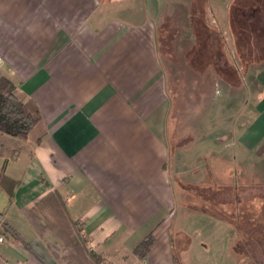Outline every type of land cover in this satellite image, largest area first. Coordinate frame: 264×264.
Returning a JSON list of instances; mask_svg holds the SVG:
<instances>
[{
  "label": "crops",
  "instance_id": "0c3cea01",
  "mask_svg": "<svg viewBox=\"0 0 264 264\" xmlns=\"http://www.w3.org/2000/svg\"><path fill=\"white\" fill-rule=\"evenodd\" d=\"M113 1L0 0V73L48 128L39 142L0 130V175L15 182L0 181V264H99L77 231L107 264H264V194L248 195L264 190V92L248 83H264V35L248 49L235 0H126L117 14ZM216 27L225 90L173 129L162 46L175 40L179 56L192 28Z\"/></svg>",
  "mask_w": 264,
  "mask_h": 264
},
{
  "label": "rangeland",
  "instance_id": "374dc122",
  "mask_svg": "<svg viewBox=\"0 0 264 264\" xmlns=\"http://www.w3.org/2000/svg\"><path fill=\"white\" fill-rule=\"evenodd\" d=\"M187 1V0H185ZM114 2H122V5L114 6ZM126 0H118V1H113L111 2L113 5L112 7V13L117 14L118 12H122L123 9L127 7V3H125ZM198 2H204V0H194L195 5H199ZM110 9V8H109ZM218 10L216 9V12ZM191 12V10H190ZM201 29H203V26H200ZM213 27V26H210ZM176 25L171 24L170 25V30H175ZM198 29V30H197ZM200 28H192L195 34L196 42H188L185 43V48H183L182 52L179 53V56L177 54V51H175V45L176 41L175 40H167V47L162 46V50L165 51L166 57H170V59H166V63L169 64L167 66L168 72V85L172 97V128L179 130L181 127L186 126L187 124L190 123V119L192 118V115H198L194 114L195 111V105L192 104L193 100L199 99L202 97H208V96H216L215 92L218 91V95L223 93L225 90V87L223 85L220 86V88L215 89V84H216V79L218 80V84L220 83V78L227 79L229 76L227 73H224V62H225V57L222 55L223 53L221 52V40L223 39L220 37V34L216 33L218 37H210L209 34L205 33L201 30ZM216 29H218L216 27ZM218 32L221 34L223 33L218 29ZM166 38L169 36V33L165 34ZM221 39H220V38ZM254 44H256L258 41L256 40L255 37H253ZM196 43V44H195ZM226 43V41H225ZM228 47V44H227ZM260 50V49H258ZM172 54L173 56H171ZM178 62L179 64L183 65V68L181 71H179L176 67ZM214 65L212 67L211 73L206 70L205 65ZM186 65L191 67L190 69H186ZM210 66V65H209ZM193 67H196V70H199L201 73L194 71ZM195 72H193L192 71ZM179 71V72H178ZM222 73V74H221ZM258 75V74H257ZM258 76L251 75L249 79V84H256L257 86L259 85L258 92H264V83L259 81ZM197 80V81H195ZM234 92H238L236 89ZM240 95V94H239ZM204 108H209L210 106H203ZM212 107V106H211ZM214 109L220 112L221 106L216 105L213 106ZM201 119V115L199 117ZM216 121V119L214 120ZM177 132V131H176ZM174 142L176 143V139H174ZM174 143V144H175ZM176 146V145H174ZM248 172V169H246ZM249 171H252V168H249ZM246 174V172H245ZM223 190L222 192H215L218 196V198H224L227 196L228 192H225ZM251 193H263V191H249L248 195H251ZM216 197V196H215ZM255 252V250H253Z\"/></svg>",
  "mask_w": 264,
  "mask_h": 264
},
{
  "label": "trees",
  "instance_id": "16d2710c",
  "mask_svg": "<svg viewBox=\"0 0 264 264\" xmlns=\"http://www.w3.org/2000/svg\"><path fill=\"white\" fill-rule=\"evenodd\" d=\"M243 1L247 4L249 9L246 7L241 8L240 4L242 0H235L231 10V16L235 22L234 26L238 31V35H240L239 33L242 27L240 21H245V19L250 21V24L244 26L245 33L255 35V38H258L260 35L258 32L264 35V25L260 24V21L264 22V0ZM249 5L251 7H249ZM218 34H220V32H218ZM254 40V38L250 40L249 50H254L256 47V50L260 49L261 43L260 45L258 42L254 44ZM221 44V52H224V40H221ZM249 57L252 58L253 54L251 53V55H248V58ZM47 129L44 115L37 103L32 98L22 94L11 79L0 73V130L12 136H19L39 142L46 135ZM5 180H9L11 183L9 186L4 184L8 192L11 193L15 186V182L1 174V183ZM5 230L6 228L4 229V233L6 232ZM76 235L74 241L79 248L85 252L89 261L107 264L102 256L92 252V250L87 247L86 240L78 231ZM151 241L152 237L150 235L146 236L134 248V253L141 258H145L149 251ZM26 246L31 249L29 243H26Z\"/></svg>",
  "mask_w": 264,
  "mask_h": 264
},
{
  "label": "built area",
  "instance_id": "2783aa9c",
  "mask_svg": "<svg viewBox=\"0 0 264 264\" xmlns=\"http://www.w3.org/2000/svg\"><path fill=\"white\" fill-rule=\"evenodd\" d=\"M6 228V223L4 220L0 219V242L4 241V236H3V229Z\"/></svg>",
  "mask_w": 264,
  "mask_h": 264
}]
</instances>
